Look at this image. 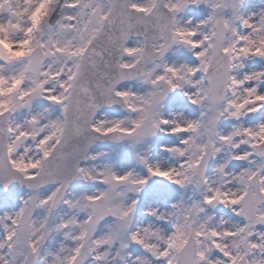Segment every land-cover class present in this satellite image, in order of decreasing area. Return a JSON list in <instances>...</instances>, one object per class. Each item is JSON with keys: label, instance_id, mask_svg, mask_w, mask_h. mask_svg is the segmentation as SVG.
I'll list each match as a JSON object with an SVG mask.
<instances>
[{"label": "snow or ice", "instance_id": "obj_1", "mask_svg": "<svg viewBox=\"0 0 264 264\" xmlns=\"http://www.w3.org/2000/svg\"><path fill=\"white\" fill-rule=\"evenodd\" d=\"M0 264H264V6L0 0Z\"/></svg>", "mask_w": 264, "mask_h": 264}, {"label": "rangeland", "instance_id": "obj_2", "mask_svg": "<svg viewBox=\"0 0 264 264\" xmlns=\"http://www.w3.org/2000/svg\"><path fill=\"white\" fill-rule=\"evenodd\" d=\"M250 3H251V5L252 6H255V8H257L258 9V7H260V6H264V0H263V2H262V0H250ZM260 3H262V4H260ZM260 4V5H259ZM159 142H167L166 141V139H164V138H161V140L160 141H157L156 143L158 144ZM106 147H109V146H103V147H100V148H106ZM158 155H160L161 156V158H162V154H158ZM169 191H171V189H168L167 187H165V186H162L157 192H156V194L155 195H157L158 193H167V192H169ZM154 195V196H155ZM153 196V197H154ZM153 199V198H152ZM145 206V202H143L142 201V205H141V207H144Z\"/></svg>", "mask_w": 264, "mask_h": 264}, {"label": "water", "instance_id": "obj_3", "mask_svg": "<svg viewBox=\"0 0 264 264\" xmlns=\"http://www.w3.org/2000/svg\"><path fill=\"white\" fill-rule=\"evenodd\" d=\"M154 189H152L151 187H148L145 191V194H144V198H147L150 196V194L153 192Z\"/></svg>", "mask_w": 264, "mask_h": 264}, {"label": "bare ground", "instance_id": "obj_4", "mask_svg": "<svg viewBox=\"0 0 264 264\" xmlns=\"http://www.w3.org/2000/svg\"><path fill=\"white\" fill-rule=\"evenodd\" d=\"M255 8V6H253Z\"/></svg>", "mask_w": 264, "mask_h": 264}]
</instances>
